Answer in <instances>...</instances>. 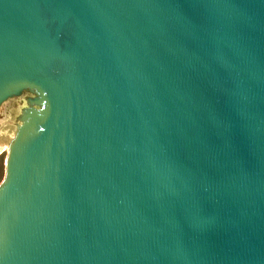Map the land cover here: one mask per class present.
Wrapping results in <instances>:
<instances>
[{
    "label": "water",
    "instance_id": "95a60500",
    "mask_svg": "<svg viewBox=\"0 0 264 264\" xmlns=\"http://www.w3.org/2000/svg\"><path fill=\"white\" fill-rule=\"evenodd\" d=\"M0 264H264V0H0Z\"/></svg>",
    "mask_w": 264,
    "mask_h": 264
},
{
    "label": "rangeland",
    "instance_id": "374dc122",
    "mask_svg": "<svg viewBox=\"0 0 264 264\" xmlns=\"http://www.w3.org/2000/svg\"><path fill=\"white\" fill-rule=\"evenodd\" d=\"M4 144L6 145V147L8 148L9 150V147H8V142L5 140ZM8 150L6 151V153H3L1 156H0V184L1 182L3 181L4 179V176H5V166H4V161L6 159V156L8 154Z\"/></svg>",
    "mask_w": 264,
    "mask_h": 264
},
{
    "label": "bare ground",
    "instance_id": "6f19581e",
    "mask_svg": "<svg viewBox=\"0 0 264 264\" xmlns=\"http://www.w3.org/2000/svg\"><path fill=\"white\" fill-rule=\"evenodd\" d=\"M5 142V140H4ZM4 142L2 143L1 147H0V156L3 154V153H6V151L8 150V148L6 147V145L4 144Z\"/></svg>",
    "mask_w": 264,
    "mask_h": 264
}]
</instances>
